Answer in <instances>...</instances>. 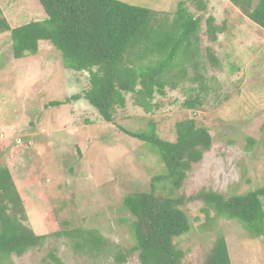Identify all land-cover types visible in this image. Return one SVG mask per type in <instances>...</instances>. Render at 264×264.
<instances>
[{
    "label": "rangeland",
    "instance_id": "374dc122",
    "mask_svg": "<svg viewBox=\"0 0 264 264\" xmlns=\"http://www.w3.org/2000/svg\"><path fill=\"white\" fill-rule=\"evenodd\" d=\"M175 18L179 3L200 19L198 55L185 61L186 79L165 94H157L155 108L146 112L133 94L114 110L107 122L83 96L90 88L88 72L68 69L61 52L41 41L37 54L16 59L10 32L0 31V167L10 169L26 212L25 224L47 236L44 245L3 264H55V253L66 264H140L130 226L135 218L124 206L126 196L151 189L165 165L144 141L127 132H146L151 123L166 141H176V124L195 119L210 131L214 142L195 163L180 189L167 181L157 192L185 198L180 207L192 229L177 240L185 252L182 264H204L219 236L226 238L232 264H264V236L255 238L235 219L211 212L195 198L214 191L226 199L264 188V29L251 21L231 0H121ZM254 8L258 0H253ZM38 0H0V18L16 27L42 16ZM200 4V7H199ZM215 18L213 41L207 20ZM220 65L214 67L208 49ZM198 65V69L195 68ZM206 78L208 91L196 109L185 106ZM68 99H71L68 103ZM63 102L52 106V102ZM264 202V198H263ZM75 229L98 232L128 256L117 263L114 252H85L65 233Z\"/></svg>",
    "mask_w": 264,
    "mask_h": 264
},
{
    "label": "trees",
    "instance_id": "16d2710c",
    "mask_svg": "<svg viewBox=\"0 0 264 264\" xmlns=\"http://www.w3.org/2000/svg\"><path fill=\"white\" fill-rule=\"evenodd\" d=\"M254 23L264 29V0H231ZM43 19L12 27L5 17L0 18V31L11 33L16 59L37 54L40 42H51L61 52L64 65L73 71L88 72L90 88L83 96L97 109L104 120L114 121V110L126 104V95L133 94L136 103L146 112L155 108L157 94H165L171 82L173 88L188 76L185 61L198 55L200 19L180 2L175 18H160L158 12L145 6L121 0H38ZM39 4V5H40ZM200 7V4H199ZM1 15V11H0ZM215 18L207 20L209 37H218ZM219 31V30H218ZM214 67L220 60L208 49ZM198 69V65L195 64ZM191 80L199 83L195 97L185 106L196 109L204 102L208 91L206 78L195 71ZM71 99H68V103ZM63 102H52L60 106ZM160 155L164 174L155 176L149 191L136 192L124 199V206L135 220L130 226L139 252L140 264H182L185 252L177 240L191 232L192 224L181 209L185 198H171L157 192V184L167 181L172 189H180L195 163L211 149L214 139L195 119L176 124V141L163 140L154 123L146 132H130ZM206 205L207 219L211 212L225 219L240 221L252 237L264 236V188L247 195L226 199L214 191L202 190L195 197ZM23 198L7 166L0 167V264L11 256L22 257L28 251L41 248L47 236L36 234L25 221ZM75 241V247L88 253H113L117 263H125L127 255L96 231L75 229L65 233ZM55 264H66L55 253L50 254ZM204 264H232L228 244L219 236Z\"/></svg>",
    "mask_w": 264,
    "mask_h": 264
}]
</instances>
